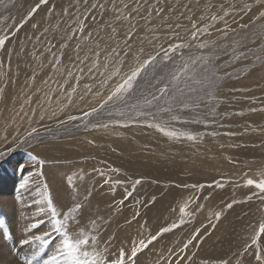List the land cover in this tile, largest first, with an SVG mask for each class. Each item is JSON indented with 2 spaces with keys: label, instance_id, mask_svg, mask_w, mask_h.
Listing matches in <instances>:
<instances>
[{
  "label": "rangeland",
  "instance_id": "obj_1",
  "mask_svg": "<svg viewBox=\"0 0 264 264\" xmlns=\"http://www.w3.org/2000/svg\"><path fill=\"white\" fill-rule=\"evenodd\" d=\"M125 3L133 11L124 8ZM135 7L141 8L139 15L135 14ZM262 12L264 0H0V39L7 38L0 49L2 58L33 55L38 60L44 55H78L84 49L99 55L109 52L104 47L108 45L117 46V55L126 58L132 50L137 51L142 62L157 52L162 56L163 49L170 45H188L172 53L174 61L155 69L149 66L133 89L120 99L109 101L112 94L107 98L106 94L89 108L65 110L10 133V138H14L1 152L5 155L0 156V174L8 175V182L13 180L8 197L14 192L18 200L24 195L27 201L22 198L25 206H12L19 234L15 239L11 231L8 240L18 242V248H24L25 253L33 249L41 256H61L62 237L52 233L46 203H41L50 192L58 212L63 214L62 223L75 204L82 205L68 219L67 231L73 239L89 240L81 248L82 252H89V258L97 250L103 253L107 249L109 258L115 259L121 248L130 256L134 243L138 245L141 239L147 242L164 227L175 224L172 231L159 235L140 251L135 264H222L225 260L228 264H262L256 254L264 249V234L259 232V226L264 224V194L247 184L249 179H264L260 175L264 171V19H257ZM200 44L208 47L200 48ZM72 58L79 60L78 56ZM115 63L113 60L112 67ZM181 64L188 71L181 69V80L169 87L178 84L184 90L180 98L185 104L173 103V111L165 112L161 109L169 105L162 97L149 106L147 101L152 100L153 94L160 95L158 89L169 83L170 74ZM41 70L40 77H45L42 75L40 81L44 82L47 70ZM122 74L115 77V89ZM159 76L165 79L155 83ZM130 94L133 98L125 107L132 121L128 116L121 119V113L115 112L113 120L105 118L80 131L76 129L84 117L122 102ZM73 116L77 119H70ZM151 123L159 124L165 131H187L195 136V140L174 138L178 145L183 143L188 148L187 153L195 148L194 144L201 146L208 139L211 153L221 151L230 157V163L225 165L229 169L215 173L209 164L211 160L225 163L228 159L223 155L222 160L211 155L206 162L194 160V155L189 158L188 154V158L175 159L169 146L165 155L151 148H143L133 157L124 154L117 159L115 153L114 163L82 152L83 137L115 129L146 127L149 135L172 140L147 126ZM33 128L36 133L29 137ZM20 145L23 148L17 153L25 157L12 159V151ZM204 149L201 146L200 150ZM24 180L28 184L22 189ZM40 208H45L43 214ZM40 221L43 222L38 228L32 227ZM45 232L51 233L52 242L47 247L39 241L23 244L24 239L32 240ZM256 237L258 244H252ZM128 264L132 261L128 260Z\"/></svg>",
  "mask_w": 264,
  "mask_h": 264
},
{
  "label": "bare ground",
  "instance_id": "obj_2",
  "mask_svg": "<svg viewBox=\"0 0 264 264\" xmlns=\"http://www.w3.org/2000/svg\"><path fill=\"white\" fill-rule=\"evenodd\" d=\"M142 45L143 44L135 47V49H137ZM104 47L108 48L109 52L102 53L99 55L93 54L94 52H92L91 50L84 49L82 52L78 53V55H73L74 57L78 56L79 60L77 61L72 58L73 56H66V55H61V56L44 55L39 57L38 60L34 59L33 55L28 58L23 57V59L21 58L17 59L18 57L13 58L15 56L11 57V55L9 56L7 55L6 57L3 58L2 56H0V153L8 149L9 146H7V144L9 140L14 138V137L10 138L11 137L10 133L15 132L17 128L20 129L26 124L32 123L36 120L39 121L40 119L43 120L53 115L56 116L58 114H61L65 110H72V109L76 110L77 108H87V107L89 108V106L94 105L98 101V98H103L106 94H107L106 95L107 98L110 94H112L115 91V77L118 78L120 73L123 72V74L120 76L119 81L116 84L117 87L118 84L122 83L125 73L129 72L133 67L136 66L138 62L141 61V57L138 55L137 51L132 50L131 52H129V55L126 58L117 55V52L119 51L117 46L111 47L106 45ZM137 57L139 59H137ZM113 60H116L114 67H112ZM69 61H71V63ZM42 68H44V70H47V74L45 73V75L47 76L46 77L47 80L44 82H41L42 81L41 77L42 75L44 76V74H41L40 77ZM128 69L130 70L128 71ZM49 78L51 80L50 82L48 81ZM43 80L45 79L43 78ZM201 82H203V80ZM132 98L133 97L131 96V94L126 95V97L124 96V98L122 99V102L116 104L113 103L107 107L105 106V108L103 107L101 111L97 110L90 116L84 117V119H81L76 129L80 131L84 127L88 126L89 123H94L97 122L98 120H102L105 118L113 120L112 118H115L116 113L117 114L121 113L120 115L121 119L125 116H128L129 114H126V111L129 110L126 107L127 105L130 104L129 100H131ZM122 112L124 114H122ZM130 112H132V110ZM135 118H137L136 115ZM149 130L150 129L146 127H144L143 129L135 128L129 130L115 129V130H109V132L106 134L104 132L101 134L88 135L83 137L82 139V142L85 147V149L82 152L86 151L88 154H90V156H93L94 158L99 157V158H105L106 160L110 159L108 161L114 163L116 156L117 159L119 157H124V154H131L132 155L131 157H133L134 155L142 152L144 150L143 148H147V149L151 148L154 149V151H158L159 155H165V150H166L165 148L166 146H169L170 148L167 149L170 150V153H174L173 158L175 159H180L182 157L184 158L185 156L187 157L186 154H188L189 158L191 155L192 156L194 155V160L206 162V158H208L211 155L213 156L218 155L219 158L223 155L224 158L228 159V161H225V163H220L219 161L213 162L211 160L209 161V164L212 166V168H214L213 172L215 173L217 170L224 169L225 172L226 169H229V167H225V165L226 163L227 164L230 163V157H227L224 154V152L222 153L221 151L211 153L209 149H212L211 148L212 143H210L208 139L205 140L204 143H202L203 145H201L202 149L203 148L206 149L201 151L200 150L201 146L200 145L197 146V144H194L195 148L190 153H187L189 152L188 148L186 146H183L184 145L183 143H179L180 145H178L177 139L174 138H171L172 140H170L169 138L159 139V136L157 134H154L155 136L153 134L149 135L147 133ZM152 131L154 132V130ZM186 132L187 131L185 132L181 131L177 133L179 139L183 138L185 134H188ZM135 134H139V135H135ZM2 136L5 137L3 140L1 139ZM199 142H203V141L200 140ZM22 148L23 145H20L19 148H15L12 151L13 153L12 159L16 157L18 158L25 157V155H21L22 153H17V151ZM108 148L109 150H112L114 154L113 153L110 154ZM208 150L210 152H208ZM154 151L151 152L155 153ZM100 154L101 155L105 154V157L99 156ZM77 155L79 156L82 155L81 157L83 159L86 157L83 154H77ZM139 155L137 156L138 158ZM3 158L5 159L6 156H4ZM141 158L143 159V157ZM8 178H9L8 175L1 176L0 174V204H2L0 205V264H27V262H30V264H45L46 261H50L52 259L53 257L52 253L50 255L45 253L44 255L41 256L40 255L41 253L37 254L33 251V249L29 250L28 253L27 252L25 253L24 248H18L19 246L17 245L18 242L17 244H13L8 240V236L4 235L5 230L7 229L10 236H11L10 232L13 231L14 236L12 237L15 238V236L18 233L17 231L18 223L14 221V217L16 213L15 214L13 213L12 206H17L16 205L17 203L20 205L24 204L25 206V203L23 202L24 200L27 201L26 198L27 196L25 197L24 195L22 196L20 195L19 197L21 198L18 200L15 194H13L14 192L11 193L10 197H8L7 193L9 192V190H11V184L13 183V180L12 182H8L7 181ZM22 198H24L23 202H22ZM211 240H209V242ZM58 258L61 260L63 259L62 256H59Z\"/></svg>",
  "mask_w": 264,
  "mask_h": 264
},
{
  "label": "snow or ice",
  "instance_id": "obj_3",
  "mask_svg": "<svg viewBox=\"0 0 264 264\" xmlns=\"http://www.w3.org/2000/svg\"><path fill=\"white\" fill-rule=\"evenodd\" d=\"M43 2L47 3V0H43ZM89 7H93V5H89ZM100 7H103V5H100ZM115 7H116V5H113V10H115ZM123 7L128 9L129 11H133V9L130 8V6L127 3H125L123 5ZM158 10L159 9H157V11ZM134 11H135L136 15H139L141 13V8L135 7ZM145 11H146V9H145ZM125 18L127 19L128 17L126 16ZM145 19L149 20L148 17H145ZM212 19L215 20V17H213ZM257 19H264V12L260 13V16H258ZM149 23H150V20H149ZM193 27L195 28V25H193ZM81 30H83V29H81ZM113 31H115V29H113ZM129 31H131V26H130ZM196 31H199V29H196ZM195 39H196V36L193 35V40H195ZM6 40H7V38L0 39V49L3 48V46L6 43ZM185 47H188V45L187 44L170 45L168 48L163 49V55L162 56L160 55L159 52H157L156 55H152L149 58L145 59L144 61L138 63L137 66L133 70H131L130 74H127L126 78H123L122 83H120L117 86V88L112 93V95H110L108 97V100H112L114 97L116 99H120L123 95L129 93L133 89V87L136 85L137 79L141 77V73H145V70L147 68H149V66H151L153 69H155L157 67V65H159V64H162V63L166 64L170 60L174 61V57H173L172 53H175L178 49H183ZM198 47L206 48V47H208V45L207 44H200V45H198ZM140 51L142 52L143 49H140ZM125 54L127 55V53H125ZM158 56H160V60H157ZM137 59H139V58L137 57ZM181 69L184 72L188 71L185 64H181L179 66V69H177L176 71H173L170 74L171 78L169 80V83L165 84L164 87H161L158 89L160 95L156 96L155 94H153L152 100L147 101V104L149 106L152 105L153 100L159 101L162 97L165 98V103L169 105V107L161 109L162 111H165V112H172L173 111V109L171 107V105L173 103L179 104V105L185 104V101L180 98L184 95V90L182 88H179L178 84H174L173 87H171V88L169 87V84H173V82H178L181 80V75H180ZM164 79H165L164 76H159L156 78L155 83H160ZM93 111H95V109H93ZM86 115H89V113H86ZM70 119L75 120V119H77V117L73 116V117H70ZM124 126H127V125H124ZM147 126L152 127V128H156L158 131L163 132L164 135H166L170 138H179L175 131H165V129L163 127H161L159 124L151 123V124H148ZM35 133H36V129L33 128L28 132V136L33 137ZM184 138H186L188 140H195L196 139V137L191 135V134H185ZM3 155H5V154L0 153V156H3ZM33 159H35V158H33ZM40 164L42 165L43 161H40ZM19 171L24 172V169L20 168ZM260 175L262 177H264V171H261ZM137 183H139V181H137ZM27 184H28V181L24 180V182L20 185V188L23 189ZM247 184L249 186H253L256 189H258L261 194H264V179H260L259 182H256L252 179H249L247 181ZM45 189H47V184H45ZM262 198H264V197H262ZM41 203H46L47 211L50 214L51 222L53 225L52 233L59 234V236L62 237V244L60 246L59 252H60V255L63 257V259L61 260L57 256H53L52 259L50 261H46L45 264H128V260H131L132 264H135L136 257L140 251H142L145 247H147L148 244H151L154 241H156L159 238V235H163L164 233H168L176 227L175 224H173L171 228L164 227L163 229L160 230V233L158 235H152L147 240V242H145V240L141 239L139 241L138 245H136L134 243L133 246L131 247L130 256L128 255V253H126V251L123 248H121L115 259L109 258V253H108L107 249H105L103 253H101L99 250H97L89 258V252L88 251H83V252L81 251L82 245H88L89 240L88 239H82V240L73 239V237H71L67 231L68 219L70 217H72L73 213L79 212L80 209L82 208V205L79 203L75 204V206L72 207L70 209V211L68 212L67 217H64L65 222L62 223L61 217L63 214L61 212H58L57 207L53 203L52 195L50 192L46 193L45 201H41ZM228 206L231 207V205H228ZM39 211L41 214H43L45 212V208H40ZM42 222L43 221H40L36 224H33L32 227L38 228L40 226V223H42ZM259 232L261 234H264V224H261L259 226ZM4 235L9 236V238H10V234L8 233L7 229L5 230ZM50 237H51V233L45 232L43 236H34L32 240L24 239L23 244L29 245L30 243H34L36 241H39L42 245L47 247L48 244H50L52 242ZM258 239H259L258 237L254 238L252 241V244H258ZM189 243H191V241H189ZM251 246L252 245H249V247H251ZM187 247H188V245H185V248H187ZM97 248H98V246H97ZM262 253H264V249H262L261 252H258L256 254V259H257V261H262V264H264V257H262ZM27 264H30V262H27ZM222 264H228V261L225 260L222 262Z\"/></svg>",
  "mask_w": 264,
  "mask_h": 264
}]
</instances>
